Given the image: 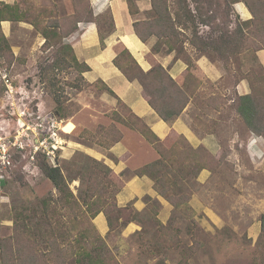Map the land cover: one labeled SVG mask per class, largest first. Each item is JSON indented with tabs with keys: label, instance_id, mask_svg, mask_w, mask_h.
Returning a JSON list of instances; mask_svg holds the SVG:
<instances>
[{
	"label": "rangeland",
	"instance_id": "obj_1",
	"mask_svg": "<svg viewBox=\"0 0 264 264\" xmlns=\"http://www.w3.org/2000/svg\"><path fill=\"white\" fill-rule=\"evenodd\" d=\"M0 2L17 4L21 10L34 5L35 11L40 10L43 17L51 19L71 11V0ZM213 2L220 5L218 14L227 10L228 5L231 27L236 17L239 23L253 18L251 11L256 13V21L249 29L241 55L227 63L214 62L221 68L222 78L215 82L200 81L209 93L204 112L213 108L218 113L215 118L197 114L195 121L200 128L216 133L221 150L218 155H211L207 150L196 154L207 160L205 169L210 170L211 177L206 183L200 184L193 178L195 167L185 175L186 182H180V186L182 190H190L187 191L192 193L190 200L194 193L198 194L199 198L195 199L205 209L193 208V201L192 204L188 201L184 208L171 206L169 212L162 213L158 201L151 198V213L139 217L142 230L128 237L121 236L119 230L105 238L96 229L97 233L94 232L91 212L103 205L93 206L92 211L80 208L81 215L76 217L78 226L73 229L71 202L75 200L79 204L96 192L95 196L108 201L105 208L113 203L114 198L110 196L116 185L93 161L104 163L83 149H107L122 138L125 127L135 129L139 135L142 128L103 85L85 82L75 66L56 72L55 81L49 84L50 76H43L45 69L41 68L52 62L54 49L45 47L42 37L28 23L9 22L10 26L0 23V32L9 46L0 57V145L7 148L8 160V164L0 165V242L6 240L4 244L13 248L15 257H24L25 248L31 244L38 264H74L80 247L90 252L92 258L99 256L106 264H264L261 230L264 137H259L262 140L258 150L251 149L258 136L247 130L231 107L232 102H227L233 99L231 91L236 82L248 73V83H252L264 105V68L256 64L257 51L264 50V0ZM239 3L246 7L247 19L237 13ZM126 7L134 22L139 21L140 29H144L145 21L152 18L149 0H126ZM73 18L67 22L73 23ZM108 18L105 13L101 22L104 28L111 24ZM68 23H63L61 36L71 28ZM204 30L208 28L201 29ZM67 38L62 37V43L69 44ZM144 43L152 50L155 39ZM164 47L155 54L164 56ZM187 48L186 44L185 56L194 61ZM124 59L131 67V60L126 56ZM122 64L125 65L123 60ZM192 77H187L190 84L195 81ZM54 97H58L59 104ZM54 114L61 119L56 143L60 149L55 159L48 160L61 168L68 195L60 194L45 178L39 169L40 159L35 157L38 152H44L34 148L45 136V130L36 125L42 118H56ZM69 123L73 125L71 132L65 129ZM86 229L90 235L81 239L79 233Z\"/></svg>",
	"mask_w": 264,
	"mask_h": 264
},
{
	"label": "trees",
	"instance_id": "obj_2",
	"mask_svg": "<svg viewBox=\"0 0 264 264\" xmlns=\"http://www.w3.org/2000/svg\"><path fill=\"white\" fill-rule=\"evenodd\" d=\"M240 1L230 0V3L234 4ZM149 2V11L152 14V18L145 21L144 29H140L139 21L133 22V30L143 43L150 38L155 39L152 52L157 53L161 47L165 46L166 55L172 54L174 61H184L187 65L186 76L192 75L191 72L196 68L194 61L198 57L204 56L211 62L227 63L230 59L241 55L245 50L247 37L250 34L249 29L256 21V13L251 11L253 18L239 23L236 17L234 26L231 27L232 22L229 20L228 5L226 4L227 10L223 11L222 14H218L220 5L213 2V0H149ZM69 7L71 10L69 13L55 16L51 19L47 18V16L43 17L42 11H35L36 7L34 5L21 10L17 4L10 5L0 2V23L4 21L10 23H28L42 37L44 40L43 45L54 49L52 62L41 68V70L45 69L43 76H50L49 84L51 85L56 79V72H61L64 68L75 66L79 69L78 71L81 75L89 70L86 64L80 63L77 60L71 45L62 43L61 39L74 33L79 23H91L94 21L92 7L89 0H71ZM64 16L68 17L64 18ZM72 17H74L72 19L73 23H68V19ZM218 19L220 22L217 23ZM257 20L260 21L258 18ZM64 22L70 24L71 28L68 33L61 36ZM202 28H208V30L201 31ZM99 36L102 42L103 36L101 34ZM186 44L189 47L187 51L189 53L192 52L194 61L190 62V57L185 56L187 54ZM114 48L116 57L113 63L129 81L136 80L140 84L145 94V99L157 115L167 123L176 119L190 99L184 86H179L161 65H155L148 72H144L121 44H117ZM8 49L6 37L0 32V57ZM124 56L131 60V67L125 63ZM122 60L125 65L122 64ZM241 78L247 79L248 73ZM95 83L103 85L112 94L109 88L101 81ZM249 85L251 89L250 93L236 96L231 107L235 110V113L248 131L263 138L264 105L260 99V95L258 96V93L253 89L252 83ZM54 101L59 104L58 97H54ZM131 116L142 128L140 134L159 156L157 160L139 168L134 174L149 177L153 181V188L156 193L165 198L170 206L177 209L184 208L188 201H190L192 193H187L190 190H182L180 182H186L185 175L193 172L195 167L196 169L193 173L194 179H196L201 170L206 168L205 164L207 160L203 157H197L196 154L198 151H207L202 147L193 150L181 136H171L164 141H160L141 119L133 116V114ZM56 118L60 120V117L56 116ZM35 157L40 159L39 169L45 178L52 183L60 194L68 195L66 191L69 190L61 168L58 165H51L44 153L38 152ZM57 161L59 162V160ZM93 162L96 166L100 167L105 175H110L116 185V189H114L110 196L114 200L112 204H108V208H105L104 205L108 201L101 200L100 196H95L96 192L83 198L79 204L73 200L71 202L74 223L72 224V228L74 229L78 226L76 224V217L81 215L80 208L83 211L84 208L82 207H85V210L92 211L95 209L93 206L101 207L103 205L101 209L91 212L92 217L94 218L98 213L102 212L107 220L109 232H112L120 225L119 220L122 215V209L117 206L115 196L123 186V181L104 164L96 161ZM143 200L145 202L144 210L140 213L134 212L132 215L135 221L141 223V227L142 222L139 217L148 216L151 213L152 207L149 204L152 201L151 197L145 196ZM129 207L127 206V209ZM91 227L97 233L96 228H94L95 226ZM261 230L264 232V215L261 216ZM89 235L90 231L88 229L81 234L79 233L81 239L88 238ZM4 242L6 243V240ZM4 242H0V264H38L37 257L33 252V245L28 244L25 248L27 254L24 257H15L13 248L11 246L7 247ZM80 248L79 252L75 255L74 264H106L99 256L92 258L90 252L84 251L83 247Z\"/></svg>",
	"mask_w": 264,
	"mask_h": 264
},
{
	"label": "crops",
	"instance_id": "obj_3",
	"mask_svg": "<svg viewBox=\"0 0 264 264\" xmlns=\"http://www.w3.org/2000/svg\"><path fill=\"white\" fill-rule=\"evenodd\" d=\"M89 2L94 21L79 23L77 30L68 36L69 39L67 38L77 60L89 68L82 74L85 82L93 84L101 81L112 92L113 98L125 105L133 116L141 119L160 141L171 136H181L193 150L202 147L211 155H218L221 146L216 133L210 129L200 128L195 119L197 120V114L209 118L216 117L215 114L218 112L213 108L204 112V105H208L206 101L209 93L203 89L200 81L215 82L220 80L223 76L221 68L204 56L198 57L195 60L196 68L191 72L195 81L190 84V80L186 76L187 65L184 61H174L172 54L164 56L155 54L151 51V46L143 43L137 37L132 27L134 20L126 7V0H89ZM236 10L243 18H248V11L242 3L237 4ZM105 13H108L111 24L104 28L101 22L104 20ZM3 23L10 26L9 22L4 21ZM99 34L103 36L102 42ZM117 44H121L130 53L144 72H148L155 65H161L179 86H184L190 99L180 115L172 122L167 123L162 120L145 99L140 84L136 80L129 81L115 66L113 63L116 57L114 47ZM256 64L264 68V50L262 49L256 53ZM250 91L248 80L240 77L231 91L233 99L227 102H233L236 96L247 95ZM223 97H226L225 94ZM67 125H70L69 131L71 132L73 125L70 123ZM260 139L255 140L251 149H259ZM83 151L94 159L102 161L123 181V186L115 196L117 206L122 209L120 225L116 229L119 230L121 236L128 237L141 230L140 223L135 221L132 215L134 212L140 213L144 210L143 198L145 196L156 199L162 213L170 211L169 203L154 190L153 181L147 176L134 174L136 170L154 162L159 157L154 148L135 129L125 127L122 138L107 149L85 147ZM210 177V170L203 169L198 173L196 180L198 183L204 184ZM195 198H199L196 193L190 200V202L193 201V208L200 209L202 207L205 209ZM127 206L130 207L127 209ZM92 223L104 238L114 232H109L103 213L97 214Z\"/></svg>",
	"mask_w": 264,
	"mask_h": 264
},
{
	"label": "built area",
	"instance_id": "obj_4",
	"mask_svg": "<svg viewBox=\"0 0 264 264\" xmlns=\"http://www.w3.org/2000/svg\"><path fill=\"white\" fill-rule=\"evenodd\" d=\"M12 92L11 87H9V93ZM60 121L56 118L52 119H40V122L36 125V127L40 130H45V136L42 138V140L39 142V145L34 148V151H37L39 149H42L46 157L50 160L51 158H56L55 155H57V150L60 149L59 145H57V140L59 138V129H60ZM37 130V129H35ZM254 145L255 140L252 142ZM22 149V148H21ZM8 164L7 160V148L4 145H0V165L4 166Z\"/></svg>",
	"mask_w": 264,
	"mask_h": 264
},
{
	"label": "bare ground",
	"instance_id": "obj_5",
	"mask_svg": "<svg viewBox=\"0 0 264 264\" xmlns=\"http://www.w3.org/2000/svg\"><path fill=\"white\" fill-rule=\"evenodd\" d=\"M66 130H69L70 129V125H67V127H65Z\"/></svg>",
	"mask_w": 264,
	"mask_h": 264
}]
</instances>
